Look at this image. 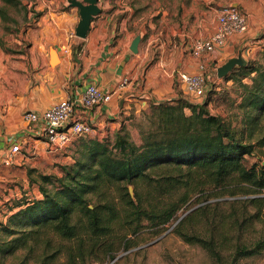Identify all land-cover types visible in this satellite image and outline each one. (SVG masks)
I'll return each instance as SVG.
<instances>
[{
  "label": "trees",
  "instance_id": "1",
  "mask_svg": "<svg viewBox=\"0 0 264 264\" xmlns=\"http://www.w3.org/2000/svg\"><path fill=\"white\" fill-rule=\"evenodd\" d=\"M0 16L8 20L4 7ZM260 56L224 76L242 89L241 127L210 113L211 90L200 105L165 99L150 104L151 125L138 142L122 124L112 140L83 139L59 175L38 173L41 197L18 198L0 224V264H14L10 257L15 264L113 258L116 244L130 249L141 234L168 225L218 264L263 252L264 230L254 233L256 222L264 224V165L244 163L255 144L264 145V47ZM192 198L198 205L176 217Z\"/></svg>",
  "mask_w": 264,
  "mask_h": 264
},
{
  "label": "crops",
  "instance_id": "2",
  "mask_svg": "<svg viewBox=\"0 0 264 264\" xmlns=\"http://www.w3.org/2000/svg\"><path fill=\"white\" fill-rule=\"evenodd\" d=\"M199 2L201 6L208 3L207 0ZM101 3L102 0H99V5ZM244 7L251 14L247 17V29L231 36L222 46L201 59L192 56L188 46L193 39L207 37L213 32L217 24V9H214L212 17L205 18V11L199 6L196 18L189 23L192 27L183 32L180 28L172 31V35L180 39L186 36L188 45L186 42L185 46L182 44L184 47H178L172 43L168 48L164 46L166 42L161 41L156 59L149 64H146L147 49L141 48L139 53L131 52V34L124 22L112 21L108 8L100 6V14L93 18L83 38L74 32L79 20L78 10L62 11L57 16V27L42 33L29 48L27 67L24 62H19L27 75L17 81L5 79L6 86H3V81L0 82V159L17 141H21V147L23 145L15 160L18 167L27 163V155L36 153L39 147L44 153L45 143L22 117L25 110L40 112L60 99L77 98L88 84L94 83L103 91L112 92L111 99L90 109H78V112L93 126L91 134L101 136L115 130L131 110L136 113L146 104L177 98L178 72H196L199 62L203 61L206 73L213 74L230 57L245 54V51L253 53L264 38V0L245 1ZM159 10H162L160 22L165 21V10L161 7ZM166 36L162 39L170 38L169 33ZM51 48L57 59L54 65L50 63ZM123 78H127V83L119 87ZM2 166L0 161V198L7 199V192H16L20 197L19 190H6V175Z\"/></svg>",
  "mask_w": 264,
  "mask_h": 264
},
{
  "label": "rangeland",
  "instance_id": "3",
  "mask_svg": "<svg viewBox=\"0 0 264 264\" xmlns=\"http://www.w3.org/2000/svg\"><path fill=\"white\" fill-rule=\"evenodd\" d=\"M199 1L201 0H102L99 5L98 0V6L108 8L107 13H109L113 22H124L125 28L131 34L132 39L137 35L140 36L136 53H139L141 48L147 49L146 64H149L156 59L161 41H165L164 46L168 48L172 46V43H175L178 47H184L186 42L188 45L189 39L186 36L180 39L177 35L173 36L172 31L178 28L182 31L192 27L189 23H192L193 19L196 18V10L199 6L205 11V15H203L205 18L212 17L214 9L223 4L237 5L248 17L251 14L244 7V3L245 1L254 0H207L208 3H202L203 7ZM1 7H4L8 17V20L4 22L0 16V82L3 81V86H6L5 79L9 78L11 81H17L22 76L27 75V71L21 65H18L19 62H24V66L27 67L26 60L29 48L36 39L41 37L42 33L45 31L51 32L52 27H57L59 23L57 16L62 11L78 9L69 4L68 0H18L17 6L13 7L5 6L0 0ZM160 7L165 10L164 17L166 19L162 22H160L162 12V10H159ZM78 19H80L79 13ZM4 25L8 26L7 30L4 29ZM167 33L170 34V38L162 39ZM197 39L199 38L193 39L190 46H188L190 52L192 44ZM263 44L264 38L258 49L253 48L256 49L253 50L254 52L252 51L253 53L249 51V54H247L245 51V54L239 53L233 57L240 55L246 60V63L258 64L261 62L260 52L264 47ZM239 66L241 65H235L233 69ZM230 72L224 76H227ZM224 76L218 77L215 71L208 82L207 90L212 92L209 93L210 100L207 101L206 106L212 114H220L231 118L233 126L239 128L242 122L239 121L241 109L238 107V102L241 98L240 92L242 89L239 87L237 80L234 78L226 80ZM174 78L176 80V76ZM243 80L250 83L249 77H245ZM177 86H179L177 98H182L193 104H203L205 98L196 101L188 96L179 82H177ZM150 104H146L136 113L131 110L120 120V125L116 129L121 127L122 124L125 125L131 137L138 142L139 132L151 125L149 120ZM186 112H189L188 109H186ZM115 130L101 136L93 133L76 137L67 146L54 150L45 147L44 153L41 152L40 147L36 150V153H32V150H30L31 153L27 155L29 161L21 165L22 167L15 165V160L10 165H3L2 169L6 175V190H19L22 195L18 197L16 192L11 194L7 192V199L0 198V224L6 222L9 214L17 209L14 206L18 198L23 196L32 200L41 197L36 182L38 173L59 175L63 164H70L74 161L76 149L83 139L94 137L100 140H112ZM181 159L186 160L185 157ZM244 163L246 166L252 163L264 165V145L255 144L253 153L245 155ZM9 175L10 177H8ZM209 199H212V197H209ZM198 201V199L192 198L177 212L176 217L179 218L192 207H196ZM225 209L223 208V210ZM171 228L172 226L168 225L157 234L153 232L141 234L132 241L134 246L138 245L130 249H125L123 246L116 244L112 251L113 258L100 255L97 260L88 259L86 264H218L205 249L197 244L185 242L173 233ZM255 228L257 233H254V235H258L260 230H264V224L256 222ZM9 259L14 264L18 261L16 257H10ZM60 262L59 260L56 264ZM225 264L230 263L226 262ZM233 264H264V251L253 256L241 257Z\"/></svg>",
  "mask_w": 264,
  "mask_h": 264
},
{
  "label": "built area",
  "instance_id": "4",
  "mask_svg": "<svg viewBox=\"0 0 264 264\" xmlns=\"http://www.w3.org/2000/svg\"><path fill=\"white\" fill-rule=\"evenodd\" d=\"M216 19L217 24L213 32L207 37L197 39L192 44V56L202 59L215 48L222 46L228 38L243 33L247 29L246 14L234 4L220 5L217 8ZM214 74L215 71L213 74H207L204 62L200 61L196 72H178L177 82L188 96L198 101L205 98L208 82ZM126 83L127 78H123L119 87ZM111 96L112 92L103 91L96 84L90 83L77 98L60 99L40 112L25 110L22 117L37 132L38 138L45 143L46 148L54 150L67 146L76 137L91 134L93 126L80 117L78 109L82 111L107 103ZM20 142L17 141L10 145L1 156V164L10 165L16 160L18 154L22 152Z\"/></svg>",
  "mask_w": 264,
  "mask_h": 264
},
{
  "label": "water",
  "instance_id": "5",
  "mask_svg": "<svg viewBox=\"0 0 264 264\" xmlns=\"http://www.w3.org/2000/svg\"><path fill=\"white\" fill-rule=\"evenodd\" d=\"M69 4L78 9L80 19L74 29L75 35L78 37H85L88 29L90 28V23L95 16L101 12V8L98 6V0H68ZM140 36H135L129 46V49L136 53L138 51V42ZM52 59L50 61L51 65L56 63V57L53 48L50 49ZM246 60L240 55L236 57H231L227 59L223 64L217 67L216 74L218 77L226 75L230 72L235 65H244ZM129 192L132 194V187H129Z\"/></svg>",
  "mask_w": 264,
  "mask_h": 264
}]
</instances>
